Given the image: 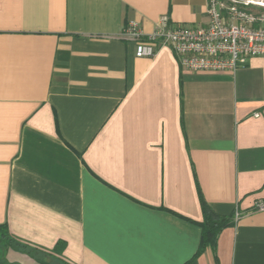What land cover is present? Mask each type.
I'll return each instance as SVG.
<instances>
[{
    "label": "crops",
    "instance_id": "1",
    "mask_svg": "<svg viewBox=\"0 0 264 264\" xmlns=\"http://www.w3.org/2000/svg\"><path fill=\"white\" fill-rule=\"evenodd\" d=\"M209 0H0L8 264H264V57L191 72L121 34ZM205 204L235 224L197 257ZM191 262V263H190Z\"/></svg>",
    "mask_w": 264,
    "mask_h": 264
},
{
    "label": "built area",
    "instance_id": "2",
    "mask_svg": "<svg viewBox=\"0 0 264 264\" xmlns=\"http://www.w3.org/2000/svg\"><path fill=\"white\" fill-rule=\"evenodd\" d=\"M262 1L209 0V23L204 27L171 26L163 16L152 34L131 21L121 35L136 43L138 58H154L169 47L186 71L235 72L250 59L264 57ZM256 209L263 211L264 202L257 203Z\"/></svg>",
    "mask_w": 264,
    "mask_h": 264
},
{
    "label": "trees",
    "instance_id": "3",
    "mask_svg": "<svg viewBox=\"0 0 264 264\" xmlns=\"http://www.w3.org/2000/svg\"><path fill=\"white\" fill-rule=\"evenodd\" d=\"M201 205L203 210V222L200 224L202 228V238L200 242V246L198 249L197 254L195 255V258L192 259L195 260L197 257H199L201 254H203L207 249H215L217 245V238L224 229L228 227H232L235 222L233 220V217H222L215 212H213L207 204H205V201L201 197ZM1 231V238H0V248L2 249H9L12 248L15 251H19L22 253L29 254L34 259H40L38 253L35 250H32L31 248L24 246L22 244L16 243L10 239H8L7 234L3 227H0ZM191 263V262H190ZM0 264H8L5 259L0 260Z\"/></svg>",
    "mask_w": 264,
    "mask_h": 264
},
{
    "label": "rangeland",
    "instance_id": "4",
    "mask_svg": "<svg viewBox=\"0 0 264 264\" xmlns=\"http://www.w3.org/2000/svg\"><path fill=\"white\" fill-rule=\"evenodd\" d=\"M262 1V0H261ZM264 2V1H262ZM256 10H260V9H256ZM0 238H1V231H0ZM1 249V248H0ZM1 251V250H0ZM3 255L0 253V257H2Z\"/></svg>",
    "mask_w": 264,
    "mask_h": 264
},
{
    "label": "bare ground",
    "instance_id": "5",
    "mask_svg": "<svg viewBox=\"0 0 264 264\" xmlns=\"http://www.w3.org/2000/svg\"><path fill=\"white\" fill-rule=\"evenodd\" d=\"M261 1V0H260ZM264 1V0H263Z\"/></svg>",
    "mask_w": 264,
    "mask_h": 264
}]
</instances>
